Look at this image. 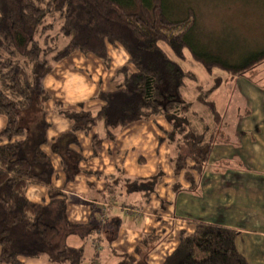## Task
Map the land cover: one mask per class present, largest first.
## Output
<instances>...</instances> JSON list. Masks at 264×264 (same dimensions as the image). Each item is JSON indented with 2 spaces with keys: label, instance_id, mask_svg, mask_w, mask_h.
<instances>
[{
  "label": "trees",
  "instance_id": "trees-1",
  "mask_svg": "<svg viewBox=\"0 0 264 264\" xmlns=\"http://www.w3.org/2000/svg\"><path fill=\"white\" fill-rule=\"evenodd\" d=\"M259 4L264 16V0ZM197 20L192 9L175 19L166 0H0V116L7 119L0 132V264H23L24 259L34 258L58 264L84 261L82 248L64 245L54 251L60 229L43 219L62 196L52 188L55 170L43 150L51 126L46 111L51 96L44 82L57 64L76 52L94 55L109 67L108 46H120L128 53L134 71L127 67L119 70L118 88L96 96L101 104L96 113L85 109L84 103L70 110L58 104L60 114L73 123L71 132L53 145L64 166L67 163L59 146L63 140L69 146L79 144L77 134H90L99 123L110 139L119 128L164 117L173 128L164 132L161 141L174 146V173L188 182L185 188L175 184L174 192L197 193L212 148L226 140L223 135L229 136L221 132L226 125L224 117L212 101L227 79L217 77L214 84L199 87L196 102L207 107L211 123H185L182 115L193 109L194 102L185 101L182 91L187 81L199 84L197 75L181 65L185 52L188 49L210 77L216 68L226 76L238 77L264 62V50L238 65L206 51L194 36ZM55 32L68 40L64 47H59ZM100 140L99 135H93L95 144ZM32 185L47 187L52 202L44 205L31 201L27 191ZM189 221L195 230L181 232L178 247L163 264H248L238 251L240 233L236 229ZM62 222L69 232L74 231L65 218ZM160 240L153 234L146 236L142 240L145 249L136 251L139 257L124 255L118 264H149L153 247L148 244Z\"/></svg>",
  "mask_w": 264,
  "mask_h": 264
},
{
  "label": "crops",
  "instance_id": "crops-1",
  "mask_svg": "<svg viewBox=\"0 0 264 264\" xmlns=\"http://www.w3.org/2000/svg\"><path fill=\"white\" fill-rule=\"evenodd\" d=\"M108 54L111 63L106 67L94 55L74 53L57 64L44 82L51 96L46 104L47 121L51 126L48 144L43 150L50 157L55 170L52 188L62 194L48 211L60 209V218L79 227V230L74 227L71 232L65 228V243L62 246L82 248V264H118L124 255L139 257L137 249H145L142 240L153 234L161 240L148 244L153 247L148 263L163 264L178 247L181 232L195 230L189 220H200L236 229L240 233L236 241L240 254L248 264H264V62L238 77L225 75V85L228 84L231 90L227 105L235 106L236 119L232 123L239 120L235 127L230 128H236L237 134L235 137L233 129L230 130L231 134L228 135L232 142L218 143L212 148L209 165L200 180L197 193L188 190L175 193V184L180 183L184 188L188 186L186 179L183 182L175 179L163 183L159 191L157 188L154 191L136 188L135 193L128 196L130 201L121 204L116 198L89 197V189L95 188L100 192L106 189V183L99 179L105 177L104 172L110 179H115L116 172L122 176L129 174L135 177V167L138 172L139 165L146 160L143 157H128L140 141L141 137L136 139V134H141L142 130L152 131L156 138L155 147L159 150L163 145L169 146L167 155L171 158V172L178 176L174 173L175 148L161 141L165 137L164 132H170L173 128L172 123L168 128L170 123L167 119L142 120L119 128L117 130L121 134H117L112 141L106 137L101 123L98 124L101 126L99 131H95L96 126L90 134L78 133L79 144L69 146L67 140H63L59 146L67 167L63 164L62 156L53 151L55 142L73 129V123L58 111V104L70 110L84 103L85 109L96 113L101 105L95 99L96 96L100 92H112L118 88V71L122 67L134 71V67L129 64L130 57L122 47L108 46ZM227 111L232 110L229 108ZM6 124L7 119L0 116V132ZM130 132L134 142L131 143L130 138H127L128 143L120 144L121 138ZM94 134L102 137L97 144L93 141ZM96 145L101 146V149L96 148ZM69 148L70 154H67ZM157 171L162 173L161 169ZM151 176H139L135 180L139 182ZM27 196L35 203L49 205L52 202L49 189L44 186H30ZM94 216L96 221L99 220L97 223L94 222ZM23 264L58 263L47 258H34L24 259Z\"/></svg>",
  "mask_w": 264,
  "mask_h": 264
},
{
  "label": "rangeland",
  "instance_id": "rangeland-1",
  "mask_svg": "<svg viewBox=\"0 0 264 264\" xmlns=\"http://www.w3.org/2000/svg\"><path fill=\"white\" fill-rule=\"evenodd\" d=\"M259 1L260 0H166V2H168L169 14H171L175 19L183 18V16L187 15L188 10L192 9L198 19V26L194 33L196 40L199 42L201 47L206 49V51L219 56L226 63L232 65H238V63H241L251 54L264 50V16L262 15L263 11L260 10L262 3L259 4ZM227 4H232L233 6L230 8ZM53 36L59 39L60 48L64 47L68 43L66 38L59 36L56 32L53 34ZM162 47L171 58H174L172 52L166 45L162 44ZM185 54L186 59L185 61L181 62V65L184 70L189 72L193 71L197 75L199 84H194L193 82L187 81L186 88L182 91L185 101L190 103L194 102L193 109H191L190 112L182 115L184 118L183 121L187 124L192 123V125L201 126L202 124L211 123L212 117L210 116L206 106L196 102L199 87H208L214 84V80L217 77L225 79L226 74L222 72V70L216 68L214 74L210 77L204 68H202L195 60L192 59L188 49ZM229 87L230 86L228 84H224L212 96V101L218 105L221 115L224 117V122L228 125L227 127L223 126L224 130L221 131L225 134H231L233 128L230 127H235L236 123L239 121L236 120L237 122L235 121L232 123V121L236 119V114L234 113L235 106L227 105L231 97V90ZM240 107L243 108L244 106ZM229 108L232 111H227ZM168 121L169 120H167V122ZM229 121H231L230 124ZM144 122L150 121L148 120ZM168 123H170L168 124L169 128L171 126V121ZM99 128H101V126L95 128V131H99ZM152 128L154 127H151V129ZM234 129L233 132L235 134L234 136L236 137V128ZM117 134L119 136L121 131H114V135L109 139V141L115 140ZM100 135L104 138V134L100 132ZM138 136L141 137L140 141L135 144L136 148L135 150L131 151L128 158L131 159L135 156V158L138 159L139 157H143L145 158L146 162L141 164L142 166L139 165L140 168L138 169V172L137 167H135V177L130 176L129 174L122 176L116 172L115 176L113 177L115 179H110L109 176H107L108 174L104 172L105 177H99V179L103 180L102 183H106V189L103 190V192H100V190L90 188V195H88L89 197L100 196L102 199H104V197L110 199L116 198L122 204V202L130 201L128 196L133 195L136 188L139 190L152 189V191L157 188L159 191L163 183H170L175 179H177L178 182L181 180L183 182L185 178L182 175L174 176L172 173L173 167L172 164H170L171 158L169 155H167V152H169V146L163 145L160 150L156 148V138L150 130H142L141 134H136V139ZM223 136H225L226 140L223 139V141H219L220 144H230V142H232L230 136ZM123 138L125 141H123ZM127 138H130L129 141L131 143L134 142L132 139V133L130 132L128 135H125L121 138L119 141L120 144L128 143L126 142ZM218 139L222 140L221 138ZM97 147H99V150L101 149V146L96 145V148ZM113 147H115L114 144ZM133 152L135 155H133ZM157 163L159 164L158 167ZM156 169H161L162 173L159 171L156 173ZM150 175L152 176L147 180H139V182H136L135 180L136 178H139V176L143 177ZM126 182L132 183H129L127 186ZM155 192L157 193L156 190ZM59 211L60 209H53L47 211L43 216L44 220H46L48 223L56 225L60 229L61 235L59 239L53 243L54 251L59 250L60 247L65 243V241H63V234L66 232V230L64 223L59 216ZM98 221L99 220L96 221L94 216V222L97 223ZM74 227L79 230L78 226ZM87 242L88 241H85L84 243ZM100 244L106 246L105 243L100 242Z\"/></svg>",
  "mask_w": 264,
  "mask_h": 264
}]
</instances>
